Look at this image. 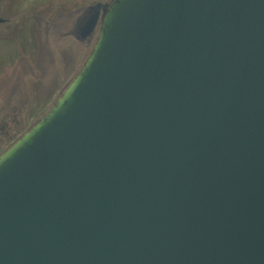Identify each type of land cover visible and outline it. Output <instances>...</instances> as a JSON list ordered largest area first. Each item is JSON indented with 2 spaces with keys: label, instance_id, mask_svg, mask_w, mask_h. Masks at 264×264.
Masks as SVG:
<instances>
[{
  "label": "water",
  "instance_id": "water-1",
  "mask_svg": "<svg viewBox=\"0 0 264 264\" xmlns=\"http://www.w3.org/2000/svg\"><path fill=\"white\" fill-rule=\"evenodd\" d=\"M90 10L80 69L0 154V264H264V0Z\"/></svg>",
  "mask_w": 264,
  "mask_h": 264
},
{
  "label": "rangeland",
  "instance_id": "rangeland-1",
  "mask_svg": "<svg viewBox=\"0 0 264 264\" xmlns=\"http://www.w3.org/2000/svg\"><path fill=\"white\" fill-rule=\"evenodd\" d=\"M69 1L83 4L96 0H18L13 6L11 26L15 28L12 34L0 36L6 40H0V123L14 110L19 116V128L31 113L33 118L39 117L69 80L74 57L84 54L82 45L69 42L67 20H59L45 33L46 23L63 12ZM27 8L31 17L24 21L21 16ZM70 48L72 54L68 53Z\"/></svg>",
  "mask_w": 264,
  "mask_h": 264
},
{
  "label": "flooded vegetation",
  "instance_id": "flooded-vegetation-1",
  "mask_svg": "<svg viewBox=\"0 0 264 264\" xmlns=\"http://www.w3.org/2000/svg\"><path fill=\"white\" fill-rule=\"evenodd\" d=\"M107 0H96V1H89L87 3L83 4H78L73 1L66 2L69 4L67 5L66 9H64L63 12L57 15V17L53 20L52 22H47L46 26L47 28L45 29V33L48 32L50 28H52L59 20H67L68 22L66 23V36L69 39L70 43L79 44L82 45L84 48V54L82 57H74L75 62L71 65L70 69L68 70L69 75V80L67 83L59 90L57 93L60 95L68 83L72 80V78L76 75L78 72V69H80L82 63L84 62L88 52L94 45L96 35H90L87 36L85 35V27L87 25L88 20L92 16L93 12L90 10V8L93 6L94 2H105ZM63 3V2H62ZM18 4V0H1L0 4V19L2 22L0 23V36L5 35L7 33L12 34V28L14 29L15 27L11 26L12 25V9ZM23 4V3H22ZM28 8L24 11L23 15L21 18H24V21L28 20L31 15L28 14L30 12H27ZM19 18V20L21 19ZM7 28V29H2V28ZM37 28L38 32L41 33L40 29V23H37ZM2 29V30H1ZM0 40L6 41L3 38H0ZM72 48L69 50V54H72ZM87 53V54H86ZM55 102V100H54ZM53 102V103H54ZM24 121L21 123L23 128L20 127V122H19V116L18 113L14 110L13 113H10L7 115L0 123V154H1V149L3 148H8L18 137H20L25 131L28 126V119H23Z\"/></svg>",
  "mask_w": 264,
  "mask_h": 264
}]
</instances>
